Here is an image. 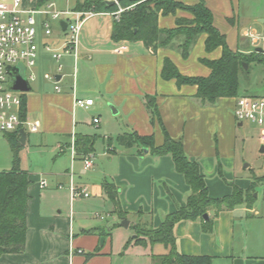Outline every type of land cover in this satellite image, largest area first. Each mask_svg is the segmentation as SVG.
Returning <instances> with one entry per match:
<instances>
[{
    "label": "crops",
    "instance_id": "obj_1",
    "mask_svg": "<svg viewBox=\"0 0 264 264\" xmlns=\"http://www.w3.org/2000/svg\"><path fill=\"white\" fill-rule=\"evenodd\" d=\"M83 1L51 0L38 7L36 0H22V7L32 10L49 4L57 10H75V6ZM175 1L192 5L199 0ZM204 2L212 13L213 25L226 36L229 48L245 51L239 46L242 33L256 29L243 24L254 16L264 15V0ZM34 17L37 45L33 68L35 78L29 82L32 90L23 94L26 106L23 120L37 129L32 132L28 125L22 127L25 136L21 144L51 147L53 160L67 159L66 155L70 154L71 143L77 134H96L101 137L105 147L102 160L92 163L88 169L84 168L82 155L75 154L74 157V178L76 172L82 176L87 173L95 175L85 184L74 180L78 187L89 188L90 193L86 198L94 197L93 208L89 212L91 216H85L84 211L75 209L79 199H72L67 188L64 194L57 190L58 186L67 185L70 181L67 167L64 171L51 169L42 172L50 179L44 188L39 185L44 178L35 174L37 171L20 167L28 173L31 182L28 187L25 246L21 253L2 254L0 264H112L110 245L106 243L107 234L110 233L108 222L103 221V215L96 209L108 200L102 190L104 180L116 186L118 202L126 214L124 218H131L128 226L140 223L146 227H157L166 214L184 205L190 188L183 176L175 171L170 155H152L148 150L140 154L137 147L124 148L116 142L106 147L107 137L115 138L128 132L151 134L155 145L163 142L159 124L150 122L145 105L148 97H153L170 136L180 137L185 154L197 161L209 196L218 198L231 192L218 181L216 173L219 174L218 154L224 156L234 148L233 125L236 120L233 109L237 97L219 98L216 106L203 105L195 97L196 86H178L174 79L164 80L161 77L164 58L170 59L184 75H208L210 70L200 59H217L221 49L206 52L205 34L198 36L184 59L177 49L180 39L170 46L158 47L155 52L142 41L112 40L114 18L110 12H96L83 24L76 58L62 52L60 59L55 60L44 46L49 45L57 51L63 49L66 27L62 22H66V18L51 19L39 13ZM176 18L190 19L192 15L183 10L159 15L158 28H174ZM45 22L51 30L49 35L45 34ZM54 22H57L55 27L52 26ZM45 73L54 79H46ZM54 81H57L60 91L54 89ZM74 98L92 99L93 104L87 109L76 108L73 107ZM100 113H110L117 117L118 122L109 118L103 123L99 119ZM94 118H98V123L93 122ZM91 127L100 128L101 132H94ZM216 128L217 135L213 140L212 134ZM3 137L7 141L5 133ZM225 176L231 179V172L225 173ZM34 181L37 185L33 187ZM232 181L241 188H246L250 183L237 184L234 179ZM63 196L69 203L64 212L61 209ZM247 212L252 213L253 217L248 219ZM76 214L78 219H75ZM207 214L212 220L210 232L203 231L200 220L181 221L175 225L174 235L179 252L211 256V264H264V226L254 222L260 220L256 216H264V210L259 213L255 209L237 206L217 213L209 209ZM257 239L260 240L258 244ZM71 243L82 252L75 251L70 255ZM97 248L99 250L94 255L85 258V254Z\"/></svg>",
    "mask_w": 264,
    "mask_h": 264
},
{
    "label": "trees",
    "instance_id": "obj_2",
    "mask_svg": "<svg viewBox=\"0 0 264 264\" xmlns=\"http://www.w3.org/2000/svg\"><path fill=\"white\" fill-rule=\"evenodd\" d=\"M51 0H36L38 7ZM125 8L118 19H113L111 39L114 41H142L143 44L155 52L158 47L170 46L173 41L179 40L177 49L182 58H187L196 38L205 34V50L211 52L216 48L221 49L217 59L201 58L200 62L209 68L206 76L184 75L174 63L164 58L161 77L164 80L174 79L178 86H196L195 97L203 105L215 104L222 97H240L239 75L248 74L249 69L244 64L255 62L264 63V54L255 51L246 52L240 49L229 48L226 36L214 25L212 13L205 5L204 0H199L192 5H186L175 0H119ZM116 5H107L103 0H84L75 6V10L95 12H113ZM183 10L192 15V18H176L175 27L167 29L158 28V16L175 14ZM231 21V20H230ZM23 94L20 97L19 116L25 118L26 106ZM149 112L150 122H157L163 133V142L155 145L153 135H140L137 132L118 134L115 138L105 139L106 147H111L114 142L124 148L137 147L140 154L147 149L149 153L157 156L170 155L174 169L181 174L185 183L190 188L184 205L178 206L174 211L165 215L157 227H146L140 223L130 225L135 236L130 237L125 246L129 244L150 246L162 245L165 251L154 255L157 264H211L212 257L207 255H188L178 251L174 227L181 221L200 220L204 232L212 230V220L204 219L203 214L209 209L215 212L232 210L244 204L251 208L256 197L255 187L257 182L264 181V177L253 178L246 188H241L231 183V192L218 198L209 196L204 175L200 172L197 161L190 159L184 152L182 139L173 138L164 127L158 113L155 101L145 99ZM20 128L12 132H5V137L12 153V166L9 170L0 171V256L5 253H21L25 246L26 211L29 200L28 187L31 182L28 173L20 168L19 152L22 144ZM97 135L77 134L74 137V149L77 155L93 153ZM218 171L221 174V164L218 162ZM102 190L106 198L112 203V213L118 218L126 217L117 196L116 186L107 180L102 182ZM109 234V233H108ZM107 234V235H108ZM94 252L85 254L88 259Z\"/></svg>",
    "mask_w": 264,
    "mask_h": 264
},
{
    "label": "rangeland",
    "instance_id": "obj_3",
    "mask_svg": "<svg viewBox=\"0 0 264 264\" xmlns=\"http://www.w3.org/2000/svg\"><path fill=\"white\" fill-rule=\"evenodd\" d=\"M57 22H54L52 26H56ZM245 27H253L256 29L258 33L264 32V15L261 16H254L251 19L247 20L243 24ZM198 38V37H197ZM196 38V40H197ZM242 40V43H241ZM251 42L246 38L240 39V48H243L246 52L252 51V48H255L257 45L250 44ZM192 50V49H191ZM247 64V63H246ZM246 69H249L248 74L240 73L239 75V95H247V96H264V63L255 62L247 64ZM218 102L215 104L208 106H216ZM109 112V111H108ZM108 116V117H107ZM100 121H107L109 118L112 120L117 121V117L110 115V113H100ZM118 122V121H117ZM94 132H101L99 128H93ZM217 128L214 130L212 134V138L214 140L215 135H217ZM233 143L234 148L224 155L221 156L218 154V160L221 164V174L217 175L218 181L222 182L224 188L228 187L231 191V183L234 181L237 184L249 183L253 178L258 181L257 178L264 177V151L261 152L260 148L262 146L259 140V128L253 123H244L242 126L237 125V121L233 125ZM95 154H93L92 161L93 163H98V160H102V153L104 152L103 147H105L104 142H102L101 137H97L95 141ZM28 147V148H26ZM53 149L51 147H44V146H26L22 145L21 150L19 152L20 157V167L24 169H28V171H37L35 174H39L41 178H44L45 181H50L43 173L47 170H56V169H66L68 168V178L70 181L67 185H58V192L65 193V189L69 190L70 183L73 184L74 187L79 188L75 185V182H81L83 184L89 183L90 180L95 178V175L92 173H87L85 176H82L78 172H76V177L74 178V170H73V162L75 161L74 157L70 154H67L66 158H60L53 160L52 152ZM83 162V161H82ZM12 166V153L9 147V144L3 137V133L0 132V170L6 169L9 170ZM39 171V172H38ZM43 172V173H42ZM217 172V171H216ZM231 172V179H228L225 176V173ZM207 176V179L210 180ZM49 183V182H48ZM212 183V182H210ZM37 183L34 181V186ZM64 187V188H63ZM89 192V188H86ZM90 193V192H89ZM256 197L253 201L251 209L257 210L259 213L264 210V181L257 182L255 187ZM70 196V195H69ZM77 199V198H76ZM78 203H75L76 210H82L86 213L85 216H91L89 213L92 208V200L94 197L89 198H79ZM68 201L63 196V204L61 206L64 212V209L68 208ZM97 211L100 215H103V221L108 222V230L109 234L107 235L106 243L110 245V258L112 264H157V259L154 255L158 253H163L165 249L162 245H156V247H149L143 245H134L129 244L125 246L126 242L130 239V237L135 236L133 233L132 227H123L121 226V220L109 210L112 208V203L107 200L105 204L101 203L97 206ZM239 208L246 207L244 204L239 205ZM247 208V207H246ZM250 209V208H248ZM88 211V212H87ZM243 215V212H241ZM78 215H75V219H78ZM246 217L248 219L252 218V213L247 212ZM257 224H261L262 227L264 226V216L263 214L256 216ZM128 218L127 220H130ZM102 221V220H101ZM253 222V221H251ZM261 227V229H262ZM253 242V241H250ZM260 240H256L258 244ZM254 244V243H253ZM213 264H223V263H213Z\"/></svg>",
    "mask_w": 264,
    "mask_h": 264
},
{
    "label": "built area",
    "instance_id": "obj_4",
    "mask_svg": "<svg viewBox=\"0 0 264 264\" xmlns=\"http://www.w3.org/2000/svg\"><path fill=\"white\" fill-rule=\"evenodd\" d=\"M110 1L116 5V10L110 12L114 19H118L121 12L130 8L123 7L119 4V0H103ZM39 13L48 15L51 19L66 18V38L61 51L54 50L51 46L45 45L46 51L51 53L55 60H59L62 52L71 54L75 58L78 53L80 32L84 22L95 15L93 10H73L64 9L57 10L52 5H46L43 8L26 10L22 7V0H0V132H12L18 128L28 125L29 130L36 131V126L26 123L19 116L20 92L10 91L8 84L10 76L7 72L8 66H16L21 64L25 68V76L28 82L34 80L35 75L33 68L35 66L37 56V45L35 43L36 36V19L34 14ZM45 34L51 33L49 24L44 23ZM243 37L248 39L251 44L257 45L264 50V32L258 33L255 30H245ZM60 69V66H59ZM48 80L54 77L48 73L44 74ZM54 89L60 91L57 81H54ZM93 104L92 99L74 98L73 107L87 109ZM233 115L237 122L253 123L259 128V140L264 146V96H247L237 97L233 109ZM93 122L98 123V118H94ZM71 155L75 156L74 140L71 143ZM93 153L82 156L84 168L88 169L92 166ZM41 188L47 186L45 180L39 183ZM60 187V186H59ZM69 192L71 198H86L89 192L84 187L76 188L70 183ZM82 252L69 246V254L74 252Z\"/></svg>",
    "mask_w": 264,
    "mask_h": 264
},
{
    "label": "water",
    "instance_id": "obj_5",
    "mask_svg": "<svg viewBox=\"0 0 264 264\" xmlns=\"http://www.w3.org/2000/svg\"><path fill=\"white\" fill-rule=\"evenodd\" d=\"M105 3L107 5H112L113 2L110 1H105ZM63 27H66V22H62ZM255 51L258 53H262L264 54V50L261 47H256ZM244 67H247V64H244ZM7 72L10 76V82L8 84V89L10 91H16V92H22V93H26V92H30L32 90L26 76H25V68L21 65L18 64L16 66H8L7 67ZM238 125H241V122L238 123ZM25 136V132L24 129L21 128L20 129V142H23ZM144 151H147V149H145ZM260 151L263 152L264 151V146H261ZM203 218L204 219H208V214L204 213L203 214ZM121 225L123 227H127L128 226V220L126 218H123L121 220Z\"/></svg>",
    "mask_w": 264,
    "mask_h": 264
}]
</instances>
